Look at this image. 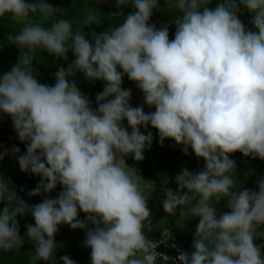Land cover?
Segmentation results:
<instances>
[{
  "label": "clouds",
  "instance_id": "1",
  "mask_svg": "<svg viewBox=\"0 0 264 264\" xmlns=\"http://www.w3.org/2000/svg\"><path fill=\"white\" fill-rule=\"evenodd\" d=\"M165 2L176 12L174 39L168 27L150 23L159 0H115L118 12L127 5L135 11L91 32L90 41L85 30L109 17L99 8L69 20L67 9L47 0H0V18L21 25L7 36L20 55L0 75V114L25 143L22 154L11 149L21 172L40 177L28 196L43 197L29 204L0 175V252L27 242L34 245L29 264H56L62 246L56 235L66 225L85 230L91 264H264V244L257 243L264 240V176L255 189L242 187L231 159L239 152L264 161V0H221L215 8L211 0ZM241 7L252 16L251 29L238 15ZM37 50L64 60L71 52L75 59L58 68L53 85L43 84L33 66ZM78 72L89 83L104 82L95 109L75 82ZM125 75L142 92L143 105L130 103ZM144 105L155 110L145 112ZM149 126L161 146L173 140L204 161L201 170L175 176L176 190L167 179L161 188L163 210L179 226L198 219L192 251L175 258L157 251L160 242L149 237L150 194L125 159H145L153 133L141 128ZM221 201L227 211L217 208ZM27 215L34 223L25 225V240L18 218ZM60 261L76 264L68 255Z\"/></svg>",
  "mask_w": 264,
  "mask_h": 264
},
{
  "label": "rangeland",
  "instance_id": "2",
  "mask_svg": "<svg viewBox=\"0 0 264 264\" xmlns=\"http://www.w3.org/2000/svg\"><path fill=\"white\" fill-rule=\"evenodd\" d=\"M92 2V0H47L49 4L53 7H59L68 10V16L65 17L69 20L73 19L75 13H81L88 7L92 6L96 7ZM106 16V19L102 20L99 25H92L91 28L86 29V38L91 41L92 37L90 35L91 32L100 33L102 31H106L111 24H116L114 22V18L112 16H116L110 12H105V10L100 9ZM123 9L120 11L122 13ZM21 25L14 22L10 19L9 16H5L0 18V75L5 72L10 71L11 67L17 63L18 57L20 55L18 48L15 45L9 44L7 40V36L9 34H14L19 30ZM37 55L40 56L39 59L33 60V66L35 71L36 78L40 81V83L53 85L55 83L54 73L58 70L59 67L67 68L68 64H70L75 57L71 52L67 54V60L57 58L43 52L42 50H37ZM75 82L78 88L89 98L91 101L92 107L96 108L95 97L98 93L102 92L104 87L103 81H95L89 83L83 76L82 73H77L74 77ZM122 87L125 89H131V100L130 103L133 106L143 105V94L136 87L134 82L128 80L125 75L123 78ZM145 112H151L153 108H149L147 105H144ZM125 126H127V122L125 121ZM142 132L151 131L153 133V142L150 149L145 151V154L151 160L153 165L156 178L152 181L144 182L141 180V184L145 188V192L150 194L148 206L151 210V216L153 220V230L148 233L149 237L152 239L154 237L159 236L161 231L167 230L170 235L177 240L181 245H185L188 251H192L191 243L193 233L195 232L196 225L198 223V219L194 217H188L184 220L183 225L179 226L180 221L176 217H169L167 213L164 212L162 207L163 193L161 192V188L165 186V179H167V187L176 190L177 185L175 183V176L181 172L182 169L187 168L189 171H198L203 168L204 161L198 160L194 154H192L191 149H189V154L185 155L181 151V147L176 145L173 140L166 139L163 143V146L159 143V136L155 129H152L151 126L148 127L147 130L141 128ZM17 142L16 146L19 148L23 145L25 147V143H22L12 126V122L10 117L3 116L0 114V153L7 150L8 154L4 157L3 160H0V175H2L5 179H10L13 183V186L16 189L17 195L25 200L26 195H21L18 187V180H23L26 190L28 191L32 184L39 183L40 177L34 176L31 173L21 172L18 166L13 165L10 161L9 157L15 156L12 154V146L11 143ZM130 156L126 157L127 160ZM236 162V174L238 180L241 184L246 180H251L253 184L256 186V181L264 176V169L258 163V159H252L250 157H244L241 153L237 152L231 156ZM136 169V168H135ZM137 170V169H136ZM138 175H140L137 170ZM27 178V179H26ZM61 187L58 185L57 188L51 192L49 195L53 198L57 196ZM40 197V201L42 200V196L29 197L27 195L26 201L28 203L33 202L34 199L38 200ZM38 202V203H39ZM195 201H193V204ZM4 205L0 204V208ZM217 208L220 211H227V201H221ZM80 219L84 218V214H80ZM20 222V235L25 240H27L25 236V225L29 223H34L31 215H27L24 217H19ZM163 220V221H162ZM162 221V222H161ZM91 227V225H89ZM264 230V229H262ZM62 235L65 239L61 241H56L58 245H62L58 247L57 251L60 249H68L73 252H83L90 258V249H87L82 246V241L85 239V230H71L68 226L62 225L60 227L59 232L57 233V237ZM71 237V238H70ZM258 244H264V240H257ZM32 247L31 251H34V245L31 243H25ZM4 252H0V264H5V258L3 257ZM56 264L60 262V255L56 252Z\"/></svg>",
  "mask_w": 264,
  "mask_h": 264
},
{
  "label": "trees",
  "instance_id": "3",
  "mask_svg": "<svg viewBox=\"0 0 264 264\" xmlns=\"http://www.w3.org/2000/svg\"><path fill=\"white\" fill-rule=\"evenodd\" d=\"M90 3H93L96 7H98L99 9H103L105 10V12H108V7H110V12L113 14H116V16H112V18H114V22L115 23H119L120 20L117 19V16L120 13V11L122 9H124L122 11L123 14H128V13H132L135 11L134 8L131 7V5H127L125 7H123L122 9L119 10V12L117 11L116 5H115V0H92L89 1ZM214 3V0H211L210 5H208L209 7ZM250 15V13L248 12L247 14H245V16ZM122 19V18H120ZM151 24L156 25V27H160L161 25L166 26L168 23L167 22H163L159 16V14L157 13H153L151 20H150ZM169 29V38L170 39H174V34H175V24L172 26L168 27ZM155 109L153 108L152 111H154ZM145 155V159L141 162H137L134 159H132V157L130 156L127 160H126V164L129 167L132 168H136L139 173L140 176L143 178L144 182H148V181H152L156 178L155 175V171L153 168V165L151 163V160L149 159V157L144 153ZM258 163L261 166L262 169H264V161L258 159ZM27 179V178H26ZM37 185V183L32 184V186L30 187L29 190L33 189L35 186ZM242 187L244 188H250V189H255V185L253 184V182L251 180H246L241 184ZM18 187H19V192L22 194H24V196L26 195L27 197V193L28 191L26 190V186L23 182V180H18ZM20 197V196H19ZM26 197H25V201H26ZM40 201V197L38 200H35L33 202H30L29 204H36ZM71 238V237H70ZM62 239H65L62 235L60 236H56V241H61ZM185 247V245H182ZM32 247L29 246L27 244H24L22 246L21 249H14L12 251L9 252H4L3 257L5 258V264H29L30 261V252H31ZM57 253L61 256L63 255H68L70 256L74 261H76V264H91L90 258L83 252H73L72 250L68 249H60L57 251ZM40 264H43V262H40ZM58 264H62V262L60 261Z\"/></svg>",
  "mask_w": 264,
  "mask_h": 264
},
{
  "label": "built area",
  "instance_id": "4",
  "mask_svg": "<svg viewBox=\"0 0 264 264\" xmlns=\"http://www.w3.org/2000/svg\"><path fill=\"white\" fill-rule=\"evenodd\" d=\"M17 142H13L10 144V146H16ZM21 153L26 151V148L23 147V145L20 147ZM18 155V154H17ZM10 161L13 163V165L18 166V161L16 159V156H11L9 157ZM154 241L156 242H160L159 243V247L157 249V251L162 252V253H166L168 256L175 258L178 255L179 251H187L186 247L182 246L177 240H175L170 233L167 230H163L161 231V233L159 234V236L152 238ZM169 264H179L178 261H170Z\"/></svg>",
  "mask_w": 264,
  "mask_h": 264
},
{
  "label": "crops",
  "instance_id": "5",
  "mask_svg": "<svg viewBox=\"0 0 264 264\" xmlns=\"http://www.w3.org/2000/svg\"><path fill=\"white\" fill-rule=\"evenodd\" d=\"M170 2H171V0H170ZM219 2H221V0H214V3L210 6V8H215L217 3H219ZM159 5H160L159 8L155 9L153 11V13L159 14V16L163 22H167L168 24L171 22H174L175 17H176V12L174 10H171L170 8L166 7L165 0H159ZM247 13H248L247 9L241 7L238 15H239L241 21L244 23V25L247 28L251 29L253 27L251 24L252 16H251V14L248 16H245V14H247ZM174 24H175V22H174Z\"/></svg>",
  "mask_w": 264,
  "mask_h": 264
},
{
  "label": "water",
  "instance_id": "6",
  "mask_svg": "<svg viewBox=\"0 0 264 264\" xmlns=\"http://www.w3.org/2000/svg\"><path fill=\"white\" fill-rule=\"evenodd\" d=\"M108 9H110V7H108ZM173 24H174V22H171V23L167 24L166 27H169V26H171Z\"/></svg>",
  "mask_w": 264,
  "mask_h": 264
}]
</instances>
